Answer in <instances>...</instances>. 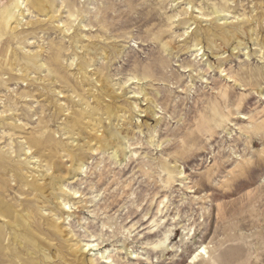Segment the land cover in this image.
Returning <instances> with one entry per match:
<instances>
[{
    "label": "rangeland",
    "instance_id": "rangeland-1",
    "mask_svg": "<svg viewBox=\"0 0 264 264\" xmlns=\"http://www.w3.org/2000/svg\"><path fill=\"white\" fill-rule=\"evenodd\" d=\"M0 229V264H264V0H1Z\"/></svg>",
    "mask_w": 264,
    "mask_h": 264
},
{
    "label": "bare ground",
    "instance_id": "bare-ground-1",
    "mask_svg": "<svg viewBox=\"0 0 264 264\" xmlns=\"http://www.w3.org/2000/svg\"><path fill=\"white\" fill-rule=\"evenodd\" d=\"M1 1V0H0ZM43 1V0H42ZM47 1V0H46ZM50 1V0H49ZM40 2H41V0H40ZM130 3V2H129ZM189 4L190 5H193V0H189ZM46 6L47 5H49V4H45ZM35 6H36V4H35ZM38 6H39V4H38ZM42 6L44 7L43 9L44 10H46V8H45V6L42 4ZM41 7V6H40ZM49 6H47V8H48ZM50 8V7H49ZM48 8V9H49ZM37 9L38 10H40L38 7H37ZM42 9V10H43ZM186 12H187V10H186ZM220 12H225V10H223V9H221V10H217L215 13H219L220 14ZM130 13H131V11H130ZM204 15V14H203ZM210 16V15H209ZM178 17V16H177ZM10 19H11V10H9L6 14H5V16L3 17V20H4V22L6 23V24H9L10 23ZM221 19H223V18H220V19H217V20H221ZM217 20H215L216 22H217ZM103 22V21H102ZM198 23V22H197ZM109 24V23H108ZM184 24H187V23H184ZM202 25V24H201ZM233 26V25H232ZM198 27V26H197ZM231 28V27H230ZM213 29H216V28H213ZM213 29H211L210 27H206V28H202V27H200L199 29H197L196 31H195V37H196V40L198 39V41H197V44L196 45H194L195 47L196 46H202L203 45V43H205L206 45H207V47H208V49H210L211 51H212V53L213 54H216V56L218 55V54H220V50H219V46H217L218 44H216V42L218 41V40H221L222 41V43L223 44H225V45H229L230 46V42L231 41H233L235 38H238V36L242 33L240 30H237V28L235 27V29L234 30H225V31H223V32H220V34H218V33H216L215 31H213ZM107 31V30H106ZM221 31V30H220ZM152 34V33H151ZM154 35V34H153ZM240 37V36H239ZM155 38V37H154ZM239 39V38H238ZM233 43V42H232ZM167 45V44H166ZM224 45V46H225ZM240 46V45H239ZM98 47V46H97ZM97 47H91L90 49H88L87 50V52L86 53H88V54H92V57H93V55H99L98 54V49L99 48H97ZM165 47H167V46H165ZM226 47V46H225ZM168 48V47H167ZM203 49V46L200 48V49H198V50H196V51H201ZM170 50V49H169ZM105 52V51H104ZM91 56V55H90ZM58 57V56H57ZM86 57V56H85ZM87 58V57H86ZM30 61H31V59H30ZM90 62V61H89ZM183 68H184V71H187V69L189 68V66H182ZM82 68V67H81ZM83 69V68H82ZM84 76V75H83ZM82 76V77H83ZM86 78H87V76H85ZM147 77H149V76H145V78H147ZM84 78V77H83ZM85 78V79H86ZM88 78H90V77H88ZM88 78L86 79V80H88ZM102 79V78H101ZM100 79V80H101ZM103 80V79H102ZM139 80V79H138ZM141 80V79H140ZM91 81V80H90ZM89 80H88V82H90ZM102 82V81H101ZM107 82V81H106ZM135 82V81H134ZM133 82V83H134ZM95 83H96V81H95ZM103 83V84H102ZM101 84V87L103 88V90L102 91H105V92H107V90H108V88H107V86H106V83L105 82H102ZM100 87V86H99ZM101 89V88H100ZM109 91H111V90H109ZM95 93V92H94ZM110 94V93H109ZM116 97V96H115ZM151 100V99H150ZM105 107V106H104ZM105 109H107L109 112H112L113 111V109L110 107V106H106V108ZM103 133V132H102ZM102 136L100 137H95V139H99V142L101 143V144H109V145H113L114 143H115V140H116V138L114 137V136H112L108 131H104V133L103 134H101ZM94 140V139H93ZM119 140V139H118ZM91 142V141H90ZM62 160V158L60 159V160H58L55 164H54V168H51V169H54V171H53V174H52V176H54V177H57V178H62V177H66L67 175H70V174H73L74 172V169H72V167L71 168H68L67 167V164H63V162L61 161ZM57 185V184H56ZM61 187V186H60ZM55 203V202H54ZM57 204V203H56ZM21 216V215H20ZM21 219L20 220H18L17 221V225H15V227L16 228H19V227H22L21 226V223L24 221V219L22 218V217H20ZM27 220V219H26ZM25 220V221H26ZM24 221V222H25ZM27 223V222H26ZM9 224V223H8ZM15 224V223H14ZM13 225V224H12ZM8 226V225H7ZM11 227V226H10ZM12 228V227H11ZM1 230V229H0ZM28 231H29V229H28ZM4 234V233H3ZM30 234H31V232H30ZM0 241H1V234H0ZM21 243V242H20ZM19 244V243H18ZM23 246V245H22ZM90 246V245H89ZM86 247V246H85ZM87 247H88V245H87ZM1 250V249H0ZM204 253H206V249L205 248H203L202 249V251H200L198 254H196L195 256H194V258L192 259V262H197L198 261V259H199V257H201V255L202 254H204ZM51 259H52V257H51ZM11 262V261H10ZM110 262V261H109ZM12 263V262H11Z\"/></svg>",
    "mask_w": 264,
    "mask_h": 264
}]
</instances>
